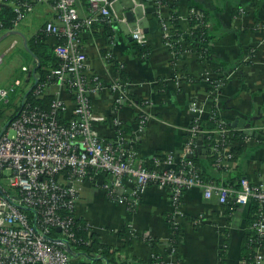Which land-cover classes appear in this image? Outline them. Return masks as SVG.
<instances>
[{"label":"built area","instance_id":"built-area-1","mask_svg":"<svg viewBox=\"0 0 264 264\" xmlns=\"http://www.w3.org/2000/svg\"><path fill=\"white\" fill-rule=\"evenodd\" d=\"M119 1L87 0L88 13L82 15L80 0H0V7L8 5L16 13L13 29L33 13L38 4L48 3L53 18L46 23L45 32L56 39L53 51L60 59V65L51 70V76L60 90L56 92L50 110L26 103L0 133V264H80L81 255L75 254L74 249L79 239L75 232L76 219L80 217L77 204L82 184L101 174L109 177L101 182L107 197L125 205L128 210L137 209L148 187L168 189L176 225L184 213L181 208L185 190L201 189L206 199L215 197L219 204L228 203L233 198L238 205L246 208L257 200L260 211L252 227L264 237V179L252 182L243 176L238 180V187L229 182H205L198 165L190 158L195 154L198 138L207 137L211 142V154L217 156L212 163L213 168L228 171L233 158L231 131L237 127H232L222 118L213 129H202L201 119L209 115L213 119L216 112L212 110L211 113L204 103L194 97L189 103L194 122L188 127L182 151L155 156L153 167L145 164V159L135 147L139 133L144 131L149 121L144 109L138 113L137 130L132 136L126 135L125 124L118 111L124 101L127 82H107L100 74L92 72L82 39L86 28L103 22L113 25L120 20L128 26L137 43H146L142 17L136 16L143 2L131 0L130 10L135 14V24L131 26L126 14L118 15L116 12L115 6ZM148 1L156 5L163 39L172 49L174 57L177 53L175 44L179 42L181 46L178 49L182 55L192 53V47L183 42L185 34L182 32V37H176L170 21L173 15L162 11L168 0ZM192 12L194 8L189 10L190 14ZM197 16L198 25L205 27L204 13L198 11ZM259 28L264 29V22ZM189 29L188 35L191 26ZM3 33L0 29V34ZM16 43L12 42L7 50L15 47ZM109 44L111 47L115 45L113 37ZM4 55L0 53V64ZM103 57L108 62L115 58L112 50H108ZM180 79L181 75L176 74V84L180 83ZM204 80L213 83L214 91H221L226 84L225 79L212 75L209 70ZM21 83L18 78L8 86L0 87V101L7 103ZM50 83H38L34 94L41 97ZM62 89L73 96L72 106L61 97ZM104 92L112 93L111 109L116 127V135L112 139L103 137L97 128L98 122L107 119V115L96 112L94 106L95 97ZM143 100L144 107L152 103L148 97ZM214 102L215 109L220 112L219 94H215ZM59 112L68 113L70 120L61 122ZM130 226L136 236V228L131 223ZM88 229L95 230L94 224L89 221ZM55 230L61 231L60 234L56 235ZM167 246L170 248L169 243ZM254 261L264 264L263 246L257 248ZM173 264L182 263L173 261Z\"/></svg>","mask_w":264,"mask_h":264},{"label":"crops","instance_id":"crops-1","mask_svg":"<svg viewBox=\"0 0 264 264\" xmlns=\"http://www.w3.org/2000/svg\"><path fill=\"white\" fill-rule=\"evenodd\" d=\"M139 1L144 5L138 8L136 16L142 17V25L147 34V41L143 45L150 48L149 54H140V51L133 47L132 43L136 41L132 38L128 26L120 20H116L113 25L107 24L109 25L107 30L103 29V26H94L84 31L82 39L92 72L100 74L107 82L123 81V73L126 74L125 80L129 79L123 104L118 111V115L124 121V129L130 128L126 135L132 136L137 130V117L142 109L149 115L147 126L139 133V140L135 145L139 155L147 159L148 155L157 150L176 153L182 151L191 119L189 103L192 97H196L208 109L212 106V99L204 81L208 67L193 56V53L183 55L182 60L175 59L171 50L165 46V41L163 43L157 17L151 14L153 3L148 0ZM175 2L179 4V19L185 35L190 31L188 13L191 3L198 4L208 14L207 25L215 38L209 47L214 60L223 65L225 68L223 73L228 77L219 93L220 115L229 124L238 118L246 119L253 129L250 137H245L247 155L233 161L228 173L239 172L243 174L242 177L246 176L252 182H258L264 179V142L260 144L257 139L261 138L262 141L264 139V29L259 28L260 23L264 22V0H175ZM87 5V0H80L79 10L82 15L88 13ZM131 6V0H120L115 9L118 15H123ZM162 11L166 14L170 12L166 6ZM153 12L158 16L155 10ZM52 18L50 5L40 3L33 13L12 30L13 32L6 36L5 33L0 34V43L10 35L17 36L12 42H17L16 47L21 40L18 53L28 59L21 67L20 76L14 79L8 77L7 82L0 83V87H6L15 79L22 80L21 85L10 95V100L11 96L15 95V102L19 103L25 92L34 87L36 81L32 68L37 59L27 52L26 41ZM134 22L131 21L130 25H134ZM111 37L115 40L112 47L108 41ZM49 39L56 42L54 37ZM7 49L1 52L5 53L4 60L10 51ZM108 50L114 53V63L106 61L103 57ZM3 63L4 61L1 64ZM24 66L27 68L23 69ZM182 69L188 71L192 80L183 82L180 85L183 88L177 92L175 89L178 87L175 88L173 78L177 71ZM159 80L169 83L167 91L155 93L154 84ZM59 88L55 82L50 83L45 94L55 96ZM61 92V97L73 105L69 93L64 89ZM111 94L104 92L102 96L95 97L96 112L107 115L105 121L97 123L100 134L104 137H113L114 134L110 117L114 116L111 109ZM146 97L153 103L144 107L143 99ZM7 103L0 101V107ZM107 179L108 175L104 174L99 175L98 179L86 180L82 184L77 204L80 217L94 224L95 231L105 243L112 247L123 245L124 240L117 231L129 221L136 228L130 256L150 260L153 248L147 239L157 237L160 240L158 248L165 257V264H173V261L180 263L183 261V264L184 262L220 264V248L229 238L227 264L240 263L241 239L247 227L245 206H240L235 212L228 214L218 206L215 197L206 199L201 189L190 190L185 195L182 211L190 215L198 214V217L201 213L204 217L196 226L192 221L183 220L184 236L179 247V256L171 255L164 252L165 244L167 245L171 237L165 219L167 213L173 212L170 191L150 186L143 192L137 209L130 211L125 205L111 201L105 196L101 182ZM125 256L123 254L121 258L125 260L127 258ZM131 259L128 258L129 261Z\"/></svg>","mask_w":264,"mask_h":264},{"label":"trees","instance_id":"trees-1","mask_svg":"<svg viewBox=\"0 0 264 264\" xmlns=\"http://www.w3.org/2000/svg\"><path fill=\"white\" fill-rule=\"evenodd\" d=\"M153 5H154L153 11L154 10L156 11V5L154 3ZM165 5H166V9H168L170 13L173 15L170 21L174 26L176 37L180 38L184 34H182V24L180 23V19H179V4H176L175 0H168V1H165ZM192 8H194V12H192L191 14L189 13V19H188L189 24L191 26V33L188 36L184 35L183 42L185 43L186 46L192 47L193 49L192 55L196 56V58L200 62L205 64L206 67H208V70L211 71L212 75L213 74L217 75L218 78H223L226 81L227 76L226 74L223 73L225 68L223 67L222 64L214 60L212 51L209 47L210 42H212V40L215 39L210 27H208V25H206L205 27L198 25L199 18L197 16V12L199 11V12L204 13L206 24H207L208 14L205 11V9H203L196 3L190 4L189 10H191ZM153 11H151V14L152 16L155 15L157 17L159 28L162 33V29H161L158 16L157 14H154ZM15 18H16V13L12 9V7L8 5H2L0 7V29L3 30V32L5 33V36L10 34V32H13L12 30H14L13 28L15 26L14 25ZM45 25H46V22L43 24L42 28L34 36L28 38L26 41V46L28 50L27 52H29L31 56L37 59V61L34 63L33 68H32V73L34 72V79L36 81L35 85L30 91H28L27 93L25 92L24 97L20 99L19 103L18 101L15 102L16 97L15 95H13L11 96V100L9 103L0 107V120H2L5 117V120L2 121V123H0L1 125L0 133L3 131L4 128H6L15 119V117L18 115L23 105L26 103H30L33 106H39L41 109L50 110L51 103L53 99L55 98V96L52 94H43L41 97H39L34 94V88L36 87L38 83L45 82V81L54 83V80L51 76V70L60 65V59L53 51L54 42L50 40L49 39L50 36L46 34ZM96 26L97 27L103 26V29H106V30L109 28V25H107V23L105 22L97 24L95 25V27ZM87 30H90V28H86L84 31H87ZM162 38H163V35H162ZM163 43H164V39H163ZM132 44L136 50L140 51V54H149L150 48L147 45H142L136 42H133ZM165 46L169 48V50H171L170 52L172 54V49L167 45ZM180 46H181V42H179L177 45L175 44V49H177L176 50L177 53H175L176 55L175 59L180 58L182 60V58L186 56L187 54H183L184 56L182 55V51L178 49L180 48ZM107 52H105L104 55ZM110 62L114 63L115 59L111 58ZM116 66L117 64L115 63V67ZM177 75H181L180 83L176 84V80H175L176 74H175L173 78V84L175 88L178 87V89H175V91L180 92L181 89L183 88L180 85L183 84V82H186L188 79L192 80V77L189 75L188 71L185 69L177 71ZM122 76H123L122 79L124 82L129 81V79L125 80L126 74L123 73ZM205 83L207 86L208 94L210 95L212 99V106L210 108V111L212 113V110H213L216 112V114L213 119H210L211 118L210 115L201 119V122H202L201 126H202V129H206V128L213 129L216 126V122L223 118L220 115V112L216 110L214 107L215 105L214 96L215 94H219L221 91H214L213 83L207 82V81H205ZM154 88H155V93L165 92L169 89V83L164 82L163 80H159L157 83L154 84ZM212 89L213 91H211ZM70 96L72 98V101H74L73 96L72 95ZM193 98L194 97H192V99ZM9 107H13V110L10 113H7V115L5 116V111L8 110ZM58 115H59L58 117L60 118V121L63 123L68 122L71 117V116L69 117V114L66 112H59ZM110 117H111L112 126L114 127L113 137H115L116 127L113 121L114 117L113 115ZM193 117L194 116L191 113V119L189 122V126H191L192 123L194 122ZM137 120H138L137 121V124H138L139 115L137 117ZM229 127L231 126L229 125ZM125 132H130V128L129 127L126 128ZM231 135H232L231 140H233L234 142V144L232 145L233 158L231 160L233 162L247 155V150H246L247 145L245 144L246 143L245 137H250L251 134H246L244 131L240 129H232ZM113 137L110 136V137H105V138L112 139ZM257 139L259 140L260 144L264 142V139L263 141L261 138H257ZM203 142H204L203 144L205 148L207 149V154L203 157L200 154H194L190 158L198 165L199 169L201 170V175L204 181L218 183V184H222L223 182H229L230 185L238 187L239 186L238 180L242 177L243 174H239V172H233V171H230V173H228V171H226L225 168H220L218 170H215L212 166V163H214V161L217 159V156L211 154L210 146H209L210 141L207 139V137L203 136ZM258 146H262V145H258ZM164 152H170V151L157 150L156 152H153L152 154L148 155L147 159H145V164L148 167H153L154 157L157 155H161ZM171 152H174V151H171ZM101 175H104V174H101ZM236 177H238V179H236ZM95 178L98 179V176H95ZM193 189H198V188H193ZM193 189L184 191L182 207L184 206L185 195L190 190H193ZM105 196L107 197L106 194ZM218 206H220V208H223V211H225L228 214L235 212L240 207V205H238L233 198H231L228 201V203H225V204L218 203ZM134 210L135 208L130 209V211H134ZM259 211H260L259 201L253 200L246 211L245 223L247 227L241 239L240 257H239L240 263L239 264H256L254 261V256L256 255L257 248L261 246L264 247V237H261L258 231L252 227V224L258 219L257 214L259 213ZM203 217L204 216L201 213H200V216L198 217V214L190 215L185 212L183 213L182 216H180V223L176 225L174 222L173 212L167 213L165 216V219L168 222L170 232H171V237L169 238V241H168L170 248L165 244L164 252L173 253V255L179 256V247L181 245V242L183 241V236H184L183 235L184 233L183 225H182L183 220L192 221L193 224L196 226L200 224L198 222H200ZM54 232L56 235H58L60 234L61 231L55 230ZM75 232L79 239L74 244V249L76 251L75 254L81 255V260L79 262L80 264H83L84 262H90L89 264H163L165 262V257L162 254V251H160L158 248L159 247L158 245H160L159 243L160 240L157 237L155 238L152 237V238L147 239L153 248L152 257L150 260H143V259H139L134 256H130V253L133 250V241L135 238V234L131 230L129 221H126L125 224L117 231V234L124 240L123 245L119 247H112V245L105 243L94 229L90 231L88 229V221L82 217H79L76 219ZM86 242H89V243L87 244ZM228 250H229V238L224 241L223 245L220 248V251H219L220 264H227ZM123 254H125L126 255L125 257H127L125 260L121 258ZM128 258L129 259L132 258V259L129 261ZM181 263L183 264V261H181Z\"/></svg>","mask_w":264,"mask_h":264},{"label":"rangeland","instance_id":"rangeland-1","mask_svg":"<svg viewBox=\"0 0 264 264\" xmlns=\"http://www.w3.org/2000/svg\"><path fill=\"white\" fill-rule=\"evenodd\" d=\"M127 1H130V0H127ZM118 10H120L119 7H118ZM15 38H17V36L10 35L6 39H4V41L0 43V53L3 52L6 48L10 47L12 41ZM20 44H21V40L19 41L16 47H12L11 50L6 54L4 63L0 64V83L5 82L8 79V77L9 79H14L16 76H19L22 74L21 67L23 63L28 62V59L18 53V49L21 46ZM25 67L26 66H24L23 69L27 68ZM12 110H13V107H9L8 110L5 111V116L7 115V113H10ZM4 120H5V117L2 120H0V123H2V121Z\"/></svg>","mask_w":264,"mask_h":264},{"label":"water","instance_id":"water-1","mask_svg":"<svg viewBox=\"0 0 264 264\" xmlns=\"http://www.w3.org/2000/svg\"><path fill=\"white\" fill-rule=\"evenodd\" d=\"M126 16L128 18V20L134 21L135 20V14L132 10H128L126 11ZM147 31V30H146ZM231 126L232 127H239V128H244V132L246 134H250L252 133L253 129H251V123H248L246 121V119H242V118H238L235 121L231 122ZM203 136H200L197 140V148L195 151V154H200L202 157L204 156V154L207 153V149L205 148L204 144H203ZM193 155H190V157H192Z\"/></svg>","mask_w":264,"mask_h":264}]
</instances>
